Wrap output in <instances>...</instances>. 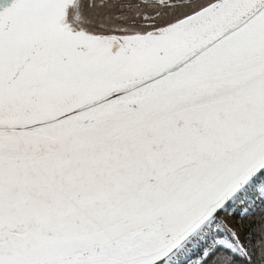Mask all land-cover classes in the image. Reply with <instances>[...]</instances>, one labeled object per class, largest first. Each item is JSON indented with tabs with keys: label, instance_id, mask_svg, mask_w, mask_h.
I'll list each match as a JSON object with an SVG mask.
<instances>
[{
	"label": "water",
	"instance_id": "obj_1",
	"mask_svg": "<svg viewBox=\"0 0 264 264\" xmlns=\"http://www.w3.org/2000/svg\"><path fill=\"white\" fill-rule=\"evenodd\" d=\"M78 1L0 0V264H157L264 172V0L131 36Z\"/></svg>",
	"mask_w": 264,
	"mask_h": 264
},
{
	"label": "rangeland",
	"instance_id": "obj_2",
	"mask_svg": "<svg viewBox=\"0 0 264 264\" xmlns=\"http://www.w3.org/2000/svg\"><path fill=\"white\" fill-rule=\"evenodd\" d=\"M111 1L112 0H109V2L107 3H104L103 1L99 5L97 10L93 11V13H95L96 15L98 13V15L101 16L100 18L97 19L99 21L97 20L95 21L100 22V20L102 21L104 17H106L109 14L113 19H115L114 22H118V23L120 22L122 25L123 23H128L130 19H137L139 16L141 18V15L143 13H147V12L150 13L151 11H153V10L148 11L149 8L147 7H150V6H141L143 8H141L140 12L138 11L136 12L131 8L127 9V8H122L119 6L117 7L115 5L110 6L109 5L110 3L116 4V2L113 3ZM76 5H78V3ZM72 12H74L72 14V20L75 23H78L79 24L78 26H80L82 30L91 31L92 29L95 30V28L99 26V25L97 26L94 25V24H97V22L91 21L87 19V17L84 19V17L81 15L79 10L73 9ZM90 16L91 14H88V17ZM182 17L183 15L177 14V12H175L173 14L170 13V14L163 15V17L160 16V19L173 18L169 20V21H172L174 19L182 18ZM110 25L112 26L113 29L119 27L111 23ZM109 30H110L109 25L108 26L101 25L98 31L100 33L102 31H109ZM102 35H105V34H102ZM261 179L262 181H264V178H261ZM257 182H259V180ZM254 196H256V198ZM249 199H250L249 202L243 205L244 209L240 212L238 211L235 214L234 213L232 214V212H234L233 211L234 209H231V207H233L235 204L239 202L241 203L240 198L239 199L236 198L235 200H232L231 202L228 203V205L222 208L221 211L216 212L215 215H213V220H212L213 222H211V223H214L213 226L210 227L209 229L207 228V230H204L202 233H200L202 234L201 240L200 241L198 240L197 242H195V244L192 245L195 248H192V249L190 248V251L188 253H185L186 257L182 261L181 260L180 261L183 262V264H200L207 257V255L213 253L217 249H224L227 251L229 250L232 253H235L238 255L239 254L246 255L247 234L240 228V225L238 222L239 217L242 214H247L248 212L253 211V209H255L257 205H259L260 202L264 201V193H260L258 195L254 194ZM228 209H231L230 214L226 213L228 212L227 211ZM224 213H226V217H224ZM228 224L232 225L233 229L229 228Z\"/></svg>",
	"mask_w": 264,
	"mask_h": 264
},
{
	"label": "trees",
	"instance_id": "obj_3",
	"mask_svg": "<svg viewBox=\"0 0 264 264\" xmlns=\"http://www.w3.org/2000/svg\"><path fill=\"white\" fill-rule=\"evenodd\" d=\"M109 1V0H108ZM103 2V0H79L78 5H75L73 7L74 10H79L81 15L84 17V19L87 17V19L91 21H95L101 16L93 13V11H96L99 5ZM112 2H118L116 0H112ZM110 6H119V4H109ZM109 6V8H110ZM120 7V6H119ZM73 9L71 8L68 15V22H70L73 26V28L76 29H82L80 26H78V23H75L72 20V14L75 12H72ZM110 12V11H109ZM91 14L90 17H88V14ZM104 20V21H103ZM102 21L97 22L99 25L95 28V30H87L85 32H90L92 34L98 35V34H114L119 35L121 28L123 26H129L128 23H121L114 22L115 19H113L109 14L104 17ZM92 23V22H91ZM111 24H115L119 26L118 28H112ZM101 25L108 26L110 30L109 31H102L99 33V28ZM97 29V30H96ZM239 225L240 228L246 232V243H247V252L246 255H238L235 253H232L231 251H227L224 249H217L213 253L207 255V257L200 263V264H264V201L260 202L259 205L253 211L248 212L247 214L241 215L239 217ZM157 264H160L157 263Z\"/></svg>",
	"mask_w": 264,
	"mask_h": 264
},
{
	"label": "bare ground",
	"instance_id": "obj_4",
	"mask_svg": "<svg viewBox=\"0 0 264 264\" xmlns=\"http://www.w3.org/2000/svg\"><path fill=\"white\" fill-rule=\"evenodd\" d=\"M242 1H248V0H239V2ZM222 2V1H220ZM238 2V3H239ZM58 4L57 2H53V4L47 9V11H45V13H43L40 17V19L38 20L37 24L33 27V30L35 31L34 33H46L48 35L54 36V35H58L61 32H64L67 28L66 25L61 24L60 19H61V14L62 11H60V9L58 8ZM231 4H225L223 3V7L224 9H227L228 7H230ZM223 9V8H222ZM178 25V24H177ZM174 26H168L165 29H163V31L161 32H156V34H163L164 32L170 31ZM41 78V83L42 87L44 89V91H57V89H59L64 83L63 81H58V80H52L49 79L47 77L43 78L42 74L40 75ZM37 92V91H36ZM264 175H262L263 177ZM257 176V178H255L252 183L248 182L246 186L242 187L241 190H239L236 195L233 197V200H235L236 198H240L242 195L244 196L245 193H247L248 191L258 195L260 193H264V181H262V179ZM259 180V182L256 183V180ZM256 198V196H254ZM253 197V199H254ZM242 202V200H241ZM246 204V203H245ZM240 206V202L235 204L233 207H231V209H234L232 212V214L237 213L238 211H242L244 209V207H239ZM231 209H228L226 213L230 214L231 213ZM226 213H224V217H226ZM213 216H211L210 218H208L203 225H201L193 234V236L191 238H189L187 241L184 242V244L180 245V247L175 251V253L172 256H169L167 260H165L163 262V264H177L180 260L182 261L186 256L185 253H188L190 251V248H195L194 245L195 242H197L198 240L200 241L202 238V233L204 230H207V228L209 229L210 227L213 226L214 223L213 222ZM229 228L233 229V226L228 224ZM206 228V229H205Z\"/></svg>",
	"mask_w": 264,
	"mask_h": 264
},
{
	"label": "flooded vegetation",
	"instance_id": "obj_5",
	"mask_svg": "<svg viewBox=\"0 0 264 264\" xmlns=\"http://www.w3.org/2000/svg\"><path fill=\"white\" fill-rule=\"evenodd\" d=\"M104 3L109 2L103 0ZM120 7L131 8L134 11L140 12L141 6H150L148 11L150 13H143L137 19H130L128 22L129 26H123L119 35L131 36V35H142L158 29H162L163 26L174 23L177 20L185 18V16L195 13L198 10L206 8L217 0H116ZM112 2V1H111ZM114 3V2H113ZM116 3V4H117ZM125 12V11H124ZM177 14L183 15L182 18H177L169 21L173 18L160 19V16L166 14ZM123 13V12H121Z\"/></svg>",
	"mask_w": 264,
	"mask_h": 264
}]
</instances>
